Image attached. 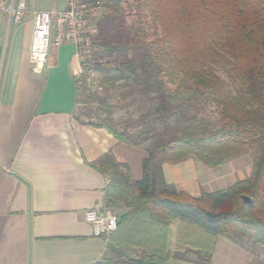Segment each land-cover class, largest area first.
Masks as SVG:
<instances>
[{
  "label": "trees",
  "instance_id": "obj_1",
  "mask_svg": "<svg viewBox=\"0 0 264 264\" xmlns=\"http://www.w3.org/2000/svg\"><path fill=\"white\" fill-rule=\"evenodd\" d=\"M81 5L90 11L93 34L91 54L76 77V119L125 145L148 144L137 181L112 154L93 164L109 179L104 208L127 210L107 238L116 235L124 251L94 264H211L219 237L249 252L253 264H264V0ZM91 102L97 107L87 108ZM80 107L97 121L83 120ZM133 107L140 113L134 133L131 123L114 119L116 109L130 115ZM250 155L248 179L197 198L165 180L167 164L193 160L215 169ZM176 222L171 252L169 228Z\"/></svg>",
  "mask_w": 264,
  "mask_h": 264
},
{
  "label": "crops",
  "instance_id": "obj_2",
  "mask_svg": "<svg viewBox=\"0 0 264 264\" xmlns=\"http://www.w3.org/2000/svg\"><path fill=\"white\" fill-rule=\"evenodd\" d=\"M60 1L57 9L53 0L52 10L27 5L20 23L0 16V264H94L105 255L117 258L124 248L116 235L94 237L85 221L89 210L104 209L109 183L93 164L112 154L129 167L133 180L142 175L141 146L125 145L107 130L77 121L80 61L71 46L52 47L42 73L30 65L34 13L61 11ZM252 165L249 156L215 169L189 160L165 165L164 176L177 191L197 198L248 179ZM178 227L176 222L169 228L171 252ZM221 239L228 243V264H253L249 252L223 237L216 240L211 264ZM168 264L196 263L172 259Z\"/></svg>",
  "mask_w": 264,
  "mask_h": 264
},
{
  "label": "built area",
  "instance_id": "obj_3",
  "mask_svg": "<svg viewBox=\"0 0 264 264\" xmlns=\"http://www.w3.org/2000/svg\"><path fill=\"white\" fill-rule=\"evenodd\" d=\"M27 12L26 0H0V16L9 22L20 23ZM34 29L30 51V65L37 73H42L50 49L62 45L73 48L74 56L81 62L92 50L93 26L91 14L81 5V0H64V9L58 12L38 11L34 13ZM78 71L77 75L80 73ZM93 236L107 239L119 228L118 217L108 209H92L85 215Z\"/></svg>",
  "mask_w": 264,
  "mask_h": 264
},
{
  "label": "rangeland",
  "instance_id": "obj_4",
  "mask_svg": "<svg viewBox=\"0 0 264 264\" xmlns=\"http://www.w3.org/2000/svg\"><path fill=\"white\" fill-rule=\"evenodd\" d=\"M58 3H57V9H60L62 7V2L60 0H57ZM26 3L27 5H31V9H38V10H52L53 8V0H26ZM152 31L150 32L149 31V37H148V40H150L152 37ZM88 60V59H87ZM217 72L222 76L224 77V73H223V70L219 67L216 68ZM82 74V70H80V73L77 75V77H80V75ZM93 77V75L91 76V78ZM100 96H102L101 98H103V96H105L103 93H100L99 94ZM112 96H113V93H112ZM113 101H116L114 102L116 105H119V107L122 105V103L119 101V99L116 100V98L113 96L112 98ZM112 101V102H113ZM113 103V104H114ZM124 103V102H123ZM94 107H97L96 103H90L88 105L87 108H94ZM82 107L79 108L78 110V114L80 115L81 114V118L85 121H97V119L93 116V115H90L89 114V111H82L80 110ZM198 109V107L196 108ZM196 112V110H194ZM130 115H127V111L124 109V110H121L120 108L116 109L114 111V119L116 121V123H119V122H127L128 124H130V126L132 127L130 129V131L132 133L135 132L136 130V126L138 124V119H139V115L140 113H137L135 112V108H131L129 111H128ZM199 114L203 115V112H199ZM124 128V125H120V129H123ZM148 146V144H145V145H142L141 146V151H142V157H146L147 156V153H146V147ZM139 157L138 156H135V158ZM249 157H251V159L253 160V155H250ZM250 159V158H249ZM142 163V162H141ZM141 166H139L140 168ZM139 180V179H138ZM222 187H229V186H220L219 188H216V189H221ZM118 218L120 217V215L122 214V210L121 208L119 209H114V210H111ZM221 243L218 245V248H217V256H216V264H228L229 262V250H228V245H224V244H228L226 243L227 241L224 240V239H221L220 241ZM255 264H261V263H255Z\"/></svg>",
  "mask_w": 264,
  "mask_h": 264
},
{
  "label": "water",
  "instance_id": "obj_5",
  "mask_svg": "<svg viewBox=\"0 0 264 264\" xmlns=\"http://www.w3.org/2000/svg\"><path fill=\"white\" fill-rule=\"evenodd\" d=\"M244 201L250 203V200L248 198H244Z\"/></svg>",
  "mask_w": 264,
  "mask_h": 264
}]
</instances>
